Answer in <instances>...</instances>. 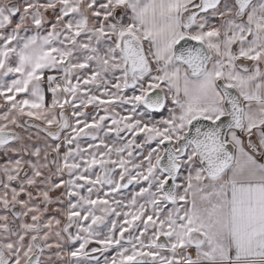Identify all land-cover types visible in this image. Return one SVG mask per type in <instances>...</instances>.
I'll list each match as a JSON object with an SVG mask.
<instances>
[{
    "label": "snow or ice",
    "instance_id": "snow-or-ice-1",
    "mask_svg": "<svg viewBox=\"0 0 264 264\" xmlns=\"http://www.w3.org/2000/svg\"><path fill=\"white\" fill-rule=\"evenodd\" d=\"M0 264H264V0H0Z\"/></svg>",
    "mask_w": 264,
    "mask_h": 264
}]
</instances>
